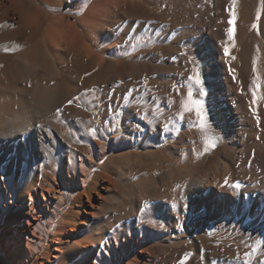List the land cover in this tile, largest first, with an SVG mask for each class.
I'll use <instances>...</instances> for the list:
<instances>
[{
	"label": "bare ground",
	"instance_id": "bare-ground-1",
	"mask_svg": "<svg viewBox=\"0 0 264 264\" xmlns=\"http://www.w3.org/2000/svg\"><path fill=\"white\" fill-rule=\"evenodd\" d=\"M147 1L0 0V256L10 264H143L129 256L155 239L150 255L188 248L186 263H264V0ZM167 20L187 25L174 54L155 33ZM148 61L166 75L151 78ZM151 81L160 88L145 96ZM94 86L110 94L85 107ZM64 105L98 113L91 146L52 116ZM122 112L124 133L142 142L113 136ZM99 176L106 197L70 242L76 227L56 220H77ZM142 220L153 229L129 242L122 227Z\"/></svg>",
	"mask_w": 264,
	"mask_h": 264
},
{
	"label": "rangeland",
	"instance_id": "rangeland-1",
	"mask_svg": "<svg viewBox=\"0 0 264 264\" xmlns=\"http://www.w3.org/2000/svg\"><path fill=\"white\" fill-rule=\"evenodd\" d=\"M155 1L156 0H148L147 4L148 5H152ZM63 5L66 6L65 3ZM142 13H144V11H142ZM134 15H136V13H134L132 16L130 14V16H127L126 19L127 20H131V19L134 18ZM173 26L174 25L170 24L168 22V20H167L166 22H163L162 24H160L155 29V33H158V34L162 35L164 38L168 39L167 40L168 44L171 45V47L169 48V50L171 52L174 51L175 49H180L181 48L183 42H181L179 40V38H181V34L184 32V30H182V29L187 28V25H180L179 27L178 26L173 27ZM152 47H154V46L153 45L150 46V48H152ZM174 53L172 52V54H174ZM169 55L172 56L171 54H169ZM173 57L174 56H172V59H173ZM160 63L156 64L154 62H149L148 61V65H149L150 70H151V73H150L151 74V78L156 77V76L157 77H161L162 74H163V76L166 75V71H164L165 67L163 65H161ZM162 71H164V72H162ZM143 87H144L143 89H144L145 96H149V95L155 93L160 88L159 84L157 82H155V81H151V82L145 83V85ZM109 94H110L109 91L103 90L102 87H100V86H94V87H91L90 89L85 88V89H83V91L81 92V95H80V97H83L84 100H85V101L82 100L81 104L86 107L88 99H90V98L92 99L93 98V100H98V99L102 100L104 97H107ZM56 111H58V112H56ZM90 111H91V113L93 112V116L91 118L90 117H86L84 115H82V116L80 115L79 116V115H75L74 114V112L71 109V106L64 105V106H60V107L54 109V112L52 113V116H55V115L58 116V119H60L59 121H60L61 126L64 127V128L67 127L66 129L72 135L75 136V140H76L75 145L76 146H80V147L88 146V145L91 146L92 140H91L90 135H89V128L91 127V124H92L93 120L97 118L98 113L95 112V110H92V109ZM122 114H123V112L121 113L120 118L116 122L117 129L113 133V136H115V137H117L119 139H121V138H124L125 140H129L130 139V140L136 141V143L142 142L144 140V138H145V134L143 132H141L139 135L135 134L134 136H128L127 134L124 133L125 132V126L123 125ZM95 126H96V128H100L101 127V129H105V126L103 124H101L100 122H98V121L95 122ZM99 133H102V131L101 132H97V134H98L97 137L101 138V137H99ZM175 136L176 135L174 134V135H172V137L168 138L167 141H166V144L174 143ZM62 148H61L62 150L60 149V152L64 151V147H62ZM93 149H94L95 152L97 151V149H95V148H93ZM146 150H150V149L147 148ZM138 152L142 153L143 150H138ZM34 164H35L34 166L38 169V161L37 160H35ZM100 171H102V170L99 169L98 173ZM6 174L8 176L9 174H12V173H11V171L8 170ZM99 177L100 178H98L97 181H96V189L90 190V191H88L86 193H84V192L82 193L81 192L82 194H80V199H79L80 204L78 205L79 207H75L74 206V210L76 209V211L79 212V216H77V218H76L77 220H73V217H67V216H64V215L60 216L56 220L58 222L57 223L58 225H61L63 222H66V221L71 222L69 225H67V227L69 229H72L73 227H76L77 233H76V235H72L73 237L71 236L68 239L70 242L71 241L73 242L75 239L77 240V238H78L77 234H78L79 231L81 232V234L82 233L84 234L85 231L87 230V228L91 225V223L93 224L92 217H91V215L88 212L89 211L91 212L92 211V207H97L101 203L102 199L103 198L105 199V197H106L109 184L105 180H103L102 176H99ZM28 180H29V175L26 174V176L24 178V182L27 183ZM116 192L118 193L119 190H117ZM48 210L49 209H47V208L45 209L46 212ZM104 220H106V219H104ZM72 221H73V223H72ZM114 225L112 226V229H115L114 231L117 232L120 229V227L118 226L119 224H114ZM134 225L132 226V230H131L130 234H128L129 229L127 227H125V226L122 227L123 230L126 231V232H124V234H125L124 236L126 237V239L129 242H131V240L132 241L134 240V243H135L136 242L135 240L138 238V236L141 233L140 231L144 232L145 236H147V235H149V233L153 229V227L150 224L149 220H142L140 223L134 224ZM245 231H246V235H243L244 236V240L248 241V242H254L255 239H256V236L260 235L261 233H259V232H262L263 229L262 228H259L258 230H256V229H252V230L247 229ZM126 233L129 236H127ZM262 233H264V232H262ZM57 238H59V237H57ZM57 238L56 237L53 238L52 236H48V239H49L48 241H50L52 247H54L56 245V243H55V241H53V239L56 240ZM61 239L63 241L67 240L66 236H64V235H63V237ZM263 239H264V237L262 236V240ZM158 243H160V240L159 239H155L151 243L145 244L140 249L139 248L135 249L134 252L133 251L131 252V254L129 256V259L140 258L144 262L143 264H149V260L153 261L152 264H155V263L156 264H164V261H165L166 264H180V263L183 264L182 261H184V259L188 256V254L190 252V250L188 248H186V249L180 248V250H179L178 247L177 248L175 247L176 249L171 250L172 252H170V251L168 253L167 252H164V253L161 252V253H158L156 255H152V254L150 255V253L153 250L151 248V245H156ZM185 247H186V245H185ZM183 249H184V255H183ZM185 254L187 255L186 257H184ZM162 256H163V258H162ZM182 257H184V259H182ZM177 258H179V259H177ZM0 259L5 261L6 264H10L9 262H7L5 260V257L0 256ZM199 260L200 259H197V261H190L188 263H186V260H185L184 264H193V263L194 264H197V263L198 264H205V262H208L210 260V257H206L204 259H201L200 261ZM223 260L226 262V260H228V259H227V257L224 256ZM229 260H232L233 264H252L253 263L252 259L249 258L247 254L246 255H242V256H237V257L231 258Z\"/></svg>",
	"mask_w": 264,
	"mask_h": 264
},
{
	"label": "snow or ice",
	"instance_id": "snow-or-ice-1",
	"mask_svg": "<svg viewBox=\"0 0 264 264\" xmlns=\"http://www.w3.org/2000/svg\"><path fill=\"white\" fill-rule=\"evenodd\" d=\"M197 82H199V81L197 80ZM193 103H195V102H193ZM196 107H197V109H199L200 106L197 104ZM198 114H200L199 111H198ZM206 144L208 145V147H212V144L210 142L206 141ZM232 187L238 188V185H232Z\"/></svg>",
	"mask_w": 264,
	"mask_h": 264
}]
</instances>
